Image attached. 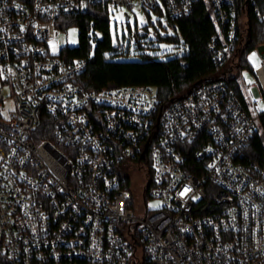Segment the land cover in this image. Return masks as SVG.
Here are the masks:
<instances>
[{
	"label": "built area",
	"instance_id": "1",
	"mask_svg": "<svg viewBox=\"0 0 264 264\" xmlns=\"http://www.w3.org/2000/svg\"><path fill=\"white\" fill-rule=\"evenodd\" d=\"M199 1L232 83L223 75L165 107L150 87L85 90L77 76L104 37L92 21L88 57L60 56L76 45L69 31L81 34L64 16L167 21ZM250 15L264 33V0H0V264H264V165L251 153L255 136L264 151V43L239 64Z\"/></svg>",
	"mask_w": 264,
	"mask_h": 264
},
{
	"label": "trees",
	"instance_id": "2",
	"mask_svg": "<svg viewBox=\"0 0 264 264\" xmlns=\"http://www.w3.org/2000/svg\"><path fill=\"white\" fill-rule=\"evenodd\" d=\"M109 19L106 12L88 8L83 13L64 16L58 21L62 27L81 29L75 47L61 50L60 56L66 63L88 57L91 48L87 44L85 34L91 21L94 27L104 34L86 70L77 76L76 83L85 90L117 89L124 86L150 87L154 90L159 106L165 107L207 81L222 78L223 75L227 77L231 71L229 66H223L221 69L217 67L213 62L212 53L208 50L207 44L214 33V27L209 11L202 1L193 5L187 17L167 20L168 29L163 28L160 21L153 25L148 20L143 26L145 29L154 27L153 36L157 42L174 45L176 52L167 60H158L147 55H139L140 59L135 61L118 60L129 54L118 45L111 46ZM156 25L164 31L163 35ZM244 36L243 50L239 54L240 67L247 66L246 53L264 43L263 27L251 15L248 16ZM146 37L134 39L139 43L140 39ZM227 80L232 83L233 76L227 77ZM40 136V139L47 138V135ZM251 153L258 163L264 165L263 147L260 138L256 136L251 142Z\"/></svg>",
	"mask_w": 264,
	"mask_h": 264
},
{
	"label": "rangeland",
	"instance_id": "3",
	"mask_svg": "<svg viewBox=\"0 0 264 264\" xmlns=\"http://www.w3.org/2000/svg\"><path fill=\"white\" fill-rule=\"evenodd\" d=\"M128 17V20H126ZM110 30L113 42L121 47L124 52L127 51L129 54L125 57H120L118 60L121 61H135L140 59L139 55H147L150 57H155L158 60H167L176 52L174 45L169 43L157 42L153 36V29L150 28V33L152 35L147 36L146 38L140 39L139 43L135 41L134 38L131 37V34L134 32L135 27H143L147 24V17L144 13L134 10L132 12L128 10H114L112 14H110ZM150 21L155 23L159 21L157 15L151 14ZM163 28H167L166 21L164 18L160 20ZM157 26V29L163 35L164 31L161 30L160 27ZM170 32V31H169ZM68 41L70 43L76 44L77 37L73 33V31H69ZM50 44L53 45L56 49L61 48L66 44V36L63 33H60L57 38L52 40ZM251 57V59H250ZM247 59V62L250 65L255 64L256 60L253 56H250ZM242 78L244 79H252L253 77L247 71H244L242 74ZM13 102L9 101L5 104V107L2 109V112L7 116L8 112L13 109ZM1 110V108H0ZM151 207H157L158 202L152 201L150 203Z\"/></svg>",
	"mask_w": 264,
	"mask_h": 264
},
{
	"label": "snow or ice",
	"instance_id": "4",
	"mask_svg": "<svg viewBox=\"0 0 264 264\" xmlns=\"http://www.w3.org/2000/svg\"><path fill=\"white\" fill-rule=\"evenodd\" d=\"M18 7V6H17ZM255 54L253 53V56H254ZM250 59H251V57H250Z\"/></svg>",
	"mask_w": 264,
	"mask_h": 264
},
{
	"label": "water",
	"instance_id": "5",
	"mask_svg": "<svg viewBox=\"0 0 264 264\" xmlns=\"http://www.w3.org/2000/svg\"><path fill=\"white\" fill-rule=\"evenodd\" d=\"M126 20H128V17H126Z\"/></svg>",
	"mask_w": 264,
	"mask_h": 264
}]
</instances>
